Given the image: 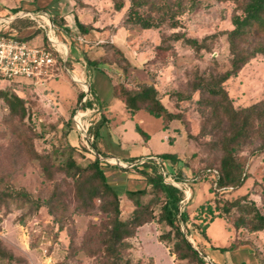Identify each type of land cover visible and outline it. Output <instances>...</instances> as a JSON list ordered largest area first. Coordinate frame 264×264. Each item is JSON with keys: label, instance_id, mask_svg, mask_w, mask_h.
<instances>
[{"label": "rangeland", "instance_id": "rangeland-1", "mask_svg": "<svg viewBox=\"0 0 264 264\" xmlns=\"http://www.w3.org/2000/svg\"><path fill=\"white\" fill-rule=\"evenodd\" d=\"M33 1L0 0V16L12 13L17 9V5L28 7ZM84 2L88 7L77 9L86 10L90 24L92 21H99V26H104L108 31L99 34L91 32L92 34L89 35L77 33L84 36L87 41L93 37L110 40L115 34L114 43L124 50L132 63L129 70L134 75L130 82L133 90L137 81L154 82L164 104L181 114L180 119L172 121L166 128L160 118L144 110H140L135 118L130 117L124 102L114 95V85L122 80L121 67L113 64L106 65L105 69H98L87 65V69H93L90 82L96 101L107 106L104 110L109 117V120L100 126L95 146L92 148L95 151L99 149L106 155L122 158H126L129 154L142 157L158 156L163 153L176 154L175 164L166 161L165 166L170 172L177 174L180 172L184 174L183 177H188L190 180L192 195L184 211H187L191 217L198 210V206L207 199L215 204L217 199L222 202L243 196L246 197L242 201L244 205L252 207V204H255L264 214V202L257 192L258 187L255 186V183L264 184V154L249 156L248 178L241 188H230L221 195H215L210 191L211 176L204 180H193L194 177H198L199 170L216 163L221 152L216 144L217 134L208 128L202 129L205 118L197 102L199 92L192 91L191 83L197 75L209 76L212 73L224 72L230 67L231 55L225 32L233 27L234 4L230 1L214 2L211 6H202L182 15V25L175 30L185 32L187 37L196 38L202 44L197 48L180 39L171 41L172 50L166 51L156 48L161 42L159 29L122 27L117 30L115 25L124 10L116 11L112 0H84ZM59 6L61 8L62 4ZM47 10L49 13H54L50 6ZM75 16L83 19L81 14ZM72 17L63 19L57 16L59 19L56 24L59 29L56 34L63 44L67 43L70 46V60L74 61L75 57L81 55L79 60L86 65L85 54L95 56L102 49L99 44L82 45L77 34L64 30L62 21L70 25L74 24ZM22 20L32 21L28 17H23ZM30 25L36 30L32 35L26 36L25 30L12 34L23 38L31 46H48L45 30L34 21L32 24L21 21L14 23L18 29ZM5 30L9 31V29ZM61 50L64 51L63 47ZM71 72L74 74L73 70ZM77 77L87 78L86 75ZM9 83L10 81L2 80L1 86L4 87ZM61 84H64L63 87ZM11 86L14 89L12 93L30 101L31 122L39 134L35 139L37 150L51 151L58 147L59 151L54 153L53 161L59 163L71 152L68 147L79 143L72 123V117L76 112L74 110L79 92L78 83L63 70L59 76L52 77L43 85L33 86L25 81L12 83ZM225 86L235 107L247 106L264 99V55H257L249 61L236 75L226 81ZM178 92L191 93V97L181 99ZM5 108V103L0 100V174L4 178L3 183L24 189L34 198L38 195L45 198L50 194L51 187L43 184L40 163L37 160L32 161L27 152L12 154L11 149L8 148L10 132L1 123L6 112ZM68 120L71 124H67ZM82 122L85 125L90 122L89 110L82 115ZM138 122L148 132L147 139L137 130ZM242 154L248 155V151ZM73 156L77 163L83 165L91 159L77 147ZM103 161L102 168L109 184L116 185L118 189H122V186L113 182L111 170L124 175L126 179L129 177L128 173L151 171L149 166L142 165L136 170H125L117 167L118 165L110 166L108 163L111 161L107 159ZM56 176L61 177L62 174L57 173ZM143 179L147 181L145 176ZM62 187L66 190L65 209L54 210L53 214L49 212L47 206L36 207L32 201L8 199L9 205L0 201V238L17 256L15 261L3 260L1 264H106L100 255H89L82 246L90 222H99L104 214L78 213L75 209L76 199L70 187L64 182ZM134 188L137 187L128 189ZM119 191H121L119 195L122 214L126 217L132 212L134 205L127 197V191ZM149 197L150 195L146 200ZM96 202L99 204L100 201ZM240 214L237 209H233L228 215L230 222H227V217H217L207 230V239L197 231L191 217L186 223H180L193 246L207 254L205 259L209 264H264L262 263L264 262V229L251 232L247 228H236L233 223ZM60 217L64 218L62 223H59ZM168 230L169 227L165 223H158L155 220L139 227L137 234L130 239L132 248L128 254L133 262L145 263L153 259L157 264H197L176 259L167 241L160 238L161 234Z\"/></svg>", "mask_w": 264, "mask_h": 264}, {"label": "trees", "instance_id": "trees-1", "mask_svg": "<svg viewBox=\"0 0 264 264\" xmlns=\"http://www.w3.org/2000/svg\"><path fill=\"white\" fill-rule=\"evenodd\" d=\"M230 1L234 4L232 14L233 27L226 30V36L230 50V67L224 72L212 73L209 76L197 75L191 83L193 92H199V109L204 115L202 129H209L217 134L216 144L220 150V156L216 163L210 164L199 170L198 177L193 180H204L211 176L210 191L215 195H221L226 190L241 188L247 178L248 158L251 155L264 154V99L247 106L235 107L232 98L226 89L225 83L236 75L249 61L257 55H264V0H112L116 11L124 10L115 28L139 27L141 29H159L161 42L157 49L172 50L171 41L184 39L195 47H200L201 42L196 38L187 37L185 32L175 30L182 25L181 16L187 12H193L202 6H211L214 2ZM75 8H85L88 4L84 0H73ZM54 22L59 18L51 16ZM18 21V19L14 20ZM77 25L82 34L88 33L93 28L92 23L82 22L76 18ZM33 21H24L23 23ZM65 21H62V24ZM117 32V31H115ZM114 32V33H115ZM99 44V45H98ZM102 51L95 56L85 54L88 66L105 69L106 65L116 64L121 67L122 80L114 85L115 97L121 99L130 115L133 117L138 111L144 110L162 120L164 128L169 127L174 120L180 119L181 114L169 109L163 102L159 89L154 82L137 81L135 89L130 86L133 74L131 73V61L125 55L124 50L111 39L98 42ZM98 47V48H99ZM67 65L72 66L69 60ZM64 69L62 68L61 71ZM10 81L4 87L0 86V100L6 105V112L1 123L9 129L8 148L12 154L27 152L30 159L37 160L41 165L43 184L51 187L50 194L36 198L21 188H15L4 184V178L0 174V201L9 205L8 199L32 201L36 207L45 205L51 214L54 210L65 209L63 182L66 183L76 199V211L81 214L102 213L104 216L99 222H90L88 233L82 244L89 255H100L106 264H156L152 259L148 262L134 263L128 251L132 248L130 239L137 234L139 227L156 221L165 223L169 230L161 234L160 238L167 241L172 254L178 260H188L197 264H209L202 250L197 249L188 240L181 228V223H186L191 217L187 211L180 212L179 202L183 191L178 187L164 181L162 166L155 160L145 161L142 165L151 167V171L141 173L146 177V185L143 188L127 190L126 195L132 201V212L124 217L122 214L119 193L109 184L102 168L101 156L105 153L97 151L94 154L84 143L76 125L72 120L73 128L77 132L78 144L69 146L71 152L59 163L53 161L54 153L58 147L51 151H39L35 146V139L39 136L35 125L31 122L30 101L16 93H12ZM79 92L76 98L74 112L80 108H89L90 125L88 135L95 146L100 126L104 125L109 117L106 115L107 106L96 101L93 90L86 100L85 105L80 106L84 92L78 84ZM191 91V92H192ZM181 99L190 98L191 93H177ZM67 124H71L68 120ZM137 130L147 139L149 137L138 123ZM171 142H173L170 139ZM75 147L89 155L91 159L85 164H79L73 156ZM83 149V150H82ZM248 155H243L244 151ZM162 161L175 164L176 154L163 153L158 155ZM138 157L130 158V161ZM1 160V159H0ZM62 174L57 177L56 174ZM184 174L178 172L183 178ZM257 192L264 202V184L255 183ZM149 199L146 200L147 196ZM238 197L233 200L217 199L215 204L210 199L205 200L198 206L191 217L197 231L204 239L208 238L207 230L217 217H227L233 209L241 214L233 225L236 228H247L251 232L264 229V214L258 206L244 205L243 199ZM99 200V204H97ZM158 209V212L156 210ZM60 217L59 223H62ZM231 249V247H228ZM225 248H222L224 250ZM17 256L4 244L0 238V264L1 261H15ZM262 263H264L262 261Z\"/></svg>", "mask_w": 264, "mask_h": 264}, {"label": "built area", "instance_id": "built-area-1", "mask_svg": "<svg viewBox=\"0 0 264 264\" xmlns=\"http://www.w3.org/2000/svg\"><path fill=\"white\" fill-rule=\"evenodd\" d=\"M28 17L45 30L48 46H31L23 38L17 37L12 32L6 31L3 26L12 23L17 18ZM59 26L52 17L43 10L28 12L20 11L6 18L0 19V86L2 80L25 82L34 85L44 84L50 78L59 74L62 68L77 82L84 92L80 106L85 105L91 92V83L88 78H79L73 74L67 65L68 46L62 43L56 32ZM63 45V46H62ZM63 47L64 51L61 50ZM74 75V76H73ZM86 108H78L72 117L81 138L86 146L94 153L92 139L88 135L90 122L85 125L82 122V115ZM99 155V154H96ZM100 156V155H99ZM157 161L162 166L164 181L170 183L183 191V196L179 202L180 212L184 211L186 204L191 198L192 187L188 177L180 178L177 173L170 172L165 162L158 156H148L141 160L116 162L124 168H133L145 161Z\"/></svg>", "mask_w": 264, "mask_h": 264}, {"label": "crops", "instance_id": "crops-1", "mask_svg": "<svg viewBox=\"0 0 264 264\" xmlns=\"http://www.w3.org/2000/svg\"><path fill=\"white\" fill-rule=\"evenodd\" d=\"M59 4H62L61 8H60ZM47 6L48 7L50 6L51 8H53V12L54 13H49L48 10H47V8H48ZM54 8H56V9H54ZM24 10H26L28 12H31V11L34 12V11L43 10V11H46L50 16H55L56 15V16H59L60 18H63V19L65 17L66 18H71L72 14H73L72 18H73L74 24L70 25V24L65 22L63 24V26L65 27L64 30L67 31V32L71 31L74 34H77L78 38H79V42H82V43H80L82 45H84L86 43H92V44L96 45L98 42H101V41L106 39L104 37H99L98 39H96V37H93L91 40L87 41L84 36H82V35L77 33V32H81V30L79 29V27L77 25L75 14H81L83 16V19H79L82 22H88L90 20L88 18L86 10H84V9H82V10L81 9H76L75 6H74V2L72 0L71 1L70 0H34L33 2L29 3L28 7H22V6L17 5V9L15 11H13L12 13L7 14V15L0 16V19L1 18H6V17H8L10 15L16 14V13H18L20 11H24ZM17 19H18V21H21V23H23V20H22L23 18H17ZM15 22L16 21H13L12 23L6 24L3 27L6 28V29H9V32H12V33H14V32H24V30H25L27 32L26 36L32 35L36 31L35 28H33V26H31V25L27 26L24 29H18L16 26H14ZM92 25H93V28L90 29V31L88 33H86V35L92 34L93 32L99 34L102 31H108L107 29L104 28V26H99L100 25L99 21H94V22L92 21ZM108 35H109V32H108ZM114 35H112V38H111V40L113 42H115ZM67 46H68L67 60L70 61L71 66H72V70L74 71V74L77 75V76L86 75V77L90 81L91 80V76H92L91 73H92L93 69L92 68L87 69V64L85 65V64L82 63V61L79 60V59H81V55L79 57H75L76 60L71 61L70 60V56H71L70 46L68 44H67ZM59 74H57L55 77L59 76ZM46 82H49V80L46 81ZM32 85L33 86H38V85H34V84H32ZM39 85H43V84H39ZM61 85L63 87L64 84H61ZM61 85H60V87H61ZM91 89H92V84H91ZM138 112L133 117L130 115V117L135 118L138 115ZM138 124L140 125L139 122H138ZM76 138L78 139L77 132H76ZM98 150L99 149H96V151H98ZM99 151L103 152L101 150H99ZM126 156H127L126 158H122V157L116 156V155H112V156L111 155H106V157H108L107 161H111V162H109V163L107 162V163L110 164V166H112V167L115 166V165H118L117 167H120L121 169L123 168L125 170H127V169H132V170L135 169L136 170V168H134V167L133 168H124V167L120 166L116 161L120 160L122 162H128V161H130V158H132V157H138L136 160H141V159L145 158V157H142V156H136V155H131V154L126 155ZM149 156H156V155H149ZM110 174H112L113 182H115L116 184H121L120 186H122V189H118L116 187V185L112 186L118 193L121 192L119 190H122V191L125 192L127 190H135V188L134 189H128V188L137 187L136 189H139V188L145 187V185H146V181L143 179L144 175L141 172L135 171L134 173H131V174L128 173L129 177L127 179H126V177L124 175L119 174L117 172H114L113 170L110 171ZM119 176H121V177H119ZM156 264H157V262H156Z\"/></svg>", "mask_w": 264, "mask_h": 264}, {"label": "water", "instance_id": "water-1", "mask_svg": "<svg viewBox=\"0 0 264 264\" xmlns=\"http://www.w3.org/2000/svg\"><path fill=\"white\" fill-rule=\"evenodd\" d=\"M95 153L98 154L97 151H95ZM100 159H101V160H106V159H108V157H106V156H101ZM205 257H206V256H205Z\"/></svg>", "mask_w": 264, "mask_h": 264}]
</instances>
